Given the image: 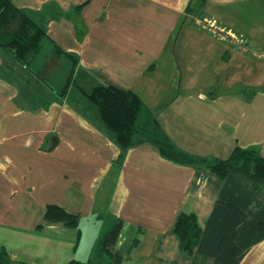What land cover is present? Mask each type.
<instances>
[{"label": "crops", "instance_id": "0c3cea01", "mask_svg": "<svg viewBox=\"0 0 264 264\" xmlns=\"http://www.w3.org/2000/svg\"><path fill=\"white\" fill-rule=\"evenodd\" d=\"M12 1L78 56L80 87L132 88L183 151L264 157V0H207L206 20L186 12L191 0ZM33 84L0 48V247L14 264L86 260L104 212L122 221L120 264H189L174 228L182 214L206 226L218 174L151 144L123 151L78 89L57 100ZM48 204L78 214L79 227L44 222ZM240 264H264V239Z\"/></svg>", "mask_w": 264, "mask_h": 264}, {"label": "trees", "instance_id": "16d2710c", "mask_svg": "<svg viewBox=\"0 0 264 264\" xmlns=\"http://www.w3.org/2000/svg\"><path fill=\"white\" fill-rule=\"evenodd\" d=\"M194 0H191L186 12ZM206 0L202 4H205ZM81 6V5H79ZM0 48L37 80L57 100H63L71 87L80 91L89 107L113 134L123 151L141 144H151L172 162L204 166L218 174L223 186L204 228L194 214H182L175 225L182 248L191 257L189 264H240L246 252L264 239V157L254 148L236 147L226 158L190 154L179 148L162 127L156 113L132 88L116 84H95L86 90L75 80L79 58L66 51L12 0H0ZM32 85V84H30ZM40 91H35L32 99ZM36 104V102H35ZM86 260L72 259L68 264H120L122 256L115 249L122 221L109 214ZM78 214L57 204H48L46 223L79 227ZM0 264H14L5 247H0Z\"/></svg>", "mask_w": 264, "mask_h": 264}, {"label": "rangeland", "instance_id": "374dc122", "mask_svg": "<svg viewBox=\"0 0 264 264\" xmlns=\"http://www.w3.org/2000/svg\"><path fill=\"white\" fill-rule=\"evenodd\" d=\"M203 2H204V0H194L193 5H192V7L190 9L191 12L189 13V15H191V16H194L195 15L196 17H198V18H200L202 20H206V17L204 16V12H203V6L205 5V4H202ZM227 34L229 36H231V37H234V34H232L230 32H227ZM242 41H244V40H242ZM240 93L243 94V92H240ZM78 96H80V93L79 92H78ZM82 102L86 106V102L85 101H82ZM89 108H90L91 114L94 115L96 113V109L93 108V107H89ZM96 222L100 224V230H99V234H100L103 231L104 226L106 224H108V223L109 224L111 223V221L109 220V214L108 213H105V212L99 214L97 216ZM208 264H213V263L210 262Z\"/></svg>", "mask_w": 264, "mask_h": 264}]
</instances>
